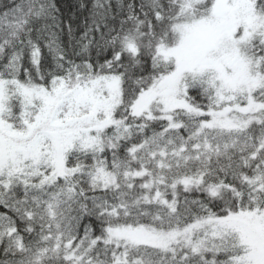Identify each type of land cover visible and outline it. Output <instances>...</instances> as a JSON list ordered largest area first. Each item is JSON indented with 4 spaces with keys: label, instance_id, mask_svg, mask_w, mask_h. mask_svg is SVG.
I'll list each match as a JSON object with an SVG mask.
<instances>
[{
    "label": "snow or ice",
    "instance_id": "snow-or-ice-1",
    "mask_svg": "<svg viewBox=\"0 0 264 264\" xmlns=\"http://www.w3.org/2000/svg\"><path fill=\"white\" fill-rule=\"evenodd\" d=\"M0 264H264V0H0Z\"/></svg>",
    "mask_w": 264,
    "mask_h": 264
}]
</instances>
